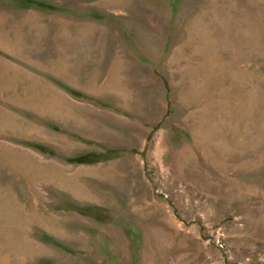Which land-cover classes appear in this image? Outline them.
<instances>
[{
    "label": "rangeland",
    "instance_id": "rangeland-1",
    "mask_svg": "<svg viewBox=\"0 0 264 264\" xmlns=\"http://www.w3.org/2000/svg\"><path fill=\"white\" fill-rule=\"evenodd\" d=\"M0 264H264V0H0Z\"/></svg>",
    "mask_w": 264,
    "mask_h": 264
},
{
    "label": "trees",
    "instance_id": "trees-1",
    "mask_svg": "<svg viewBox=\"0 0 264 264\" xmlns=\"http://www.w3.org/2000/svg\"><path fill=\"white\" fill-rule=\"evenodd\" d=\"M110 156H105L104 157H95L93 158L92 154H87V155H83V156H78L73 158L71 161L72 162H77V163H90V162H95L101 159H109Z\"/></svg>",
    "mask_w": 264,
    "mask_h": 264
}]
</instances>
